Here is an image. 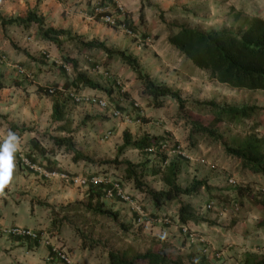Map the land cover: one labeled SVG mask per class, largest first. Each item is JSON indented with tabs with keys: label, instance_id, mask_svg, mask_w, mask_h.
Masks as SVG:
<instances>
[{
	"label": "rangeland",
	"instance_id": "1",
	"mask_svg": "<svg viewBox=\"0 0 264 264\" xmlns=\"http://www.w3.org/2000/svg\"><path fill=\"white\" fill-rule=\"evenodd\" d=\"M181 10L182 14L178 20H176V18L164 19V15L157 11L159 28L154 27L153 31H150L143 22H139L140 26H134L133 29L140 38L137 44L141 45V52L147 50L146 56H149L146 64L139 63L142 74L149 77V79L154 82L165 83L171 89L178 91L181 97L189 102L213 100L217 104L225 106H257L259 110H256L250 119L241 120L237 124H235V122L231 124H222L221 130L226 132L227 135H234L250 130L253 125H257L254 126V132L258 135L264 134V92L232 90L214 81H210L206 72L192 66L188 60H185L167 43L168 35L176 31V27L172 28V26L175 25H185L202 31L221 30L223 28L234 31L239 27L240 20L235 22L232 17L213 13L211 9L206 8L196 9L193 7L192 10L187 8H182ZM241 11L242 17L253 16L251 13L247 12L248 10ZM260 17L264 19V8ZM100 23L103 24L102 22ZM103 25L106 26L105 24ZM32 27L34 29V26ZM44 27H46L45 24ZM106 27L110 28L108 26ZM113 31H118L116 36H120L116 41L113 40L111 36L106 35L104 33L105 31L102 29L98 30L96 38H94V35L89 41L99 42L98 39L102 36L104 44L112 50H119V48L126 47L125 41L130 40L133 43L134 40L128 38L121 31L117 29ZM32 35L33 33L29 34L30 37ZM71 36L81 38L80 42L84 39L77 36L75 33H71ZM114 36L113 34V37ZM61 41L62 44L60 48H57L51 43L53 48L50 47L44 50L45 55L42 56L43 58L37 57L35 54L31 55L32 60L41 63L42 71L31 73L32 66H29V75L33 74L34 77L26 78L28 83L26 84L27 92H25V95H27V98H30L28 101L29 108H32L34 105L37 113L31 114L27 122L18 124L20 128H17L15 134L17 136H26V140H23L24 147L22 144H19L20 150L17 152L18 154H23L24 156L28 155L38 167H41L40 165L48 166L49 169H44L45 172L56 174L50 179L40 176L42 183L38 181L40 184L38 187V199H40V202L44 204L45 207L50 208V212L47 214H50V218L52 219V227H54V229L58 227V234H60V236L62 235V240L68 238L69 241H73L75 248H78L80 243L82 247L94 249V251L100 253L119 252L124 248H132L137 252H144L147 250L148 246L151 247L152 244H154L155 241L153 239H162L163 241H186L179 233V228L174 230L176 234L173 236H162V234H158L154 229L155 227L166 228L169 225L171 226L175 221L176 207L179 205V202L188 204V201L193 203L194 209L199 216L207 219L211 216V213L205 209V205L210 200H213L215 209L218 207L221 213L225 211L223 215L228 217L232 222L241 221L242 223L245 222L248 224V228L246 229L247 234L254 232L253 226L255 220L259 221L260 219V221L264 223V214L261 212L262 208L252 197L241 198V191H238V188L244 189L250 188L249 185L254 186V184L248 180V173L241 170L236 160L227 157L217 143H210V141L202 136H194L195 142L193 145H189L187 136H183V138L180 137L178 140L170 137L176 140L178 144L182 146L186 154L192 157V161L185 160L186 162H181L180 166H183L186 171L183 175H181L182 172L180 176L178 175L179 178L181 177L178 183L182 187H186L191 184L193 179H196L198 181H203L205 183V188L204 190L201 188L193 196H181L178 201L167 203L166 207L163 209V215L155 214V210L153 211L154 208L151 209L150 198L145 193L135 189L134 184L124 178L126 165L123 164V162L129 161L135 165L143 163L148 159L153 162L159 160V158H153L134 149L126 150L117 155V147L122 144V135L118 132L113 123H123V119L128 117L126 113H123L122 118L116 119L111 117L110 120L112 121L105 122L102 125L98 122L92 123L93 121L91 120L85 122V116L83 114H75L72 112L69 119H71L72 129H74V133L71 136L74 147L84 155L89 156L92 159L91 163L84 161L75 163L72 161V153L70 151L64 147L60 148L54 145L52 141L53 138L63 137L59 133L60 126L51 122L49 117L50 97L44 95L43 99H39V102L36 103L34 97L36 87L38 84L50 86L53 83L57 84L60 90H63L62 78L57 76L58 80L54 79L57 73L62 71L61 68L58 67V63H63L62 58L76 59L77 55L80 56L82 54L83 61L81 58L78 60L82 66L89 67L90 63H93L103 67V69L105 68L104 63L106 61L105 54L102 51L98 49H83L79 40L70 41L66 38H61ZM122 51L134 56L132 53L128 52V49ZM85 57H89L91 62H87ZM107 68L112 77L118 78L121 81L124 92L120 93L121 96L119 98H122L131 108H133V104L135 103L138 105V109H146L153 114L163 116V118L160 119H164V125L168 127L169 123H171L170 120L174 118L177 119L176 123H181V126L185 125L182 118H177L178 107L173 100L167 99L166 105L163 108L155 109L149 106L148 99L140 96L141 82L131 69L118 58H113L109 62ZM67 73L70 75V72ZM55 80L58 82H55ZM104 81L109 82L112 80L109 79ZM103 85L105 88L107 87V89L110 88L109 83ZM79 94L90 95L84 92V89H82ZM116 101L118 100L114 99L113 104L117 103ZM110 102L112 103L111 100ZM86 106L98 108L93 105L73 103L68 109L81 110ZM120 107L123 109L122 106ZM186 112L187 115L198 119L202 123H207V121L212 118L211 116H207L203 110H198L195 107L186 109ZM8 128L10 127L8 126ZM14 128L16 129V127ZM141 128H133L130 134L134 136L139 134L138 132L141 133ZM96 129L102 131L97 138L98 142L96 143L94 141V143L89 145L85 142V136L94 132ZM143 129H147V126H144ZM9 130L13 129L10 128ZM31 132L34 135L36 146L27 147L28 135ZM145 132L146 130L144 133ZM18 154L14 155V160L19 166L20 158ZM175 157L174 155L167 156V160H173ZM115 158L119 161L118 164L103 163V161H112ZM151 166L152 164H148L143 173H141L139 169H135L138 174L139 182L144 185V188L147 187L154 191L166 189L160 182L158 176L150 175ZM61 174L76 178L92 177L96 183H98L99 180L103 181L102 183L105 186L110 183L118 182L122 185L124 192L130 199L133 201L135 200V205L132 207L127 202L117 204V199H107L103 196L100 197V199L96 198L92 200V202H89L87 198L89 187L66 183L59 178ZM36 175L38 176L39 174L36 173ZM229 177H233L237 181V187L232 188L226 184ZM96 183H93V185H95L94 189L98 186ZM212 183H215L213 184L214 186ZM257 185L264 188V185ZM29 187L30 185L28 189ZM31 188L35 189L34 186ZM134 189L137 193H142L143 195L136 194V192L133 191ZM209 191H212L213 194H210ZM98 203L102 204L104 210L117 213V218L114 220L108 216L94 213L92 209L97 207L96 205ZM218 203H223L224 205L219 206ZM225 203L229 205L225 206ZM232 204H236L238 209L232 210ZM88 207H90V209H88ZM215 209L212 211H215ZM135 210L141 211L143 216L139 215ZM247 212H251L252 217L246 215L247 218H244L243 215ZM164 218H167L169 223H164L162 221ZM152 222H155V224L159 222L160 226L152 225L154 224ZM24 223H29L28 219H24ZM175 236L178 237L175 238ZM162 245L169 254L179 256L187 255L185 253H175L170 243L168 245L163 243ZM255 256H257L256 258H264V251L258 250V254Z\"/></svg>",
	"mask_w": 264,
	"mask_h": 264
},
{
	"label": "crops",
	"instance_id": "2",
	"mask_svg": "<svg viewBox=\"0 0 264 264\" xmlns=\"http://www.w3.org/2000/svg\"><path fill=\"white\" fill-rule=\"evenodd\" d=\"M117 4L122 6L127 19L133 26L139 25V13L143 5V24L150 31H153L154 27L159 28L157 11L164 15V19L176 18V20H178L182 14V8H187L189 10H192L193 7L196 9L206 8L211 9L213 13L229 17H232L236 12L241 13V10H248L247 12L251 13V15L260 17L264 8L263 0H0V15L4 19H15L18 17L24 18L28 12H32L35 13L37 17L44 20L46 27L69 30L71 33H75L77 36L84 38V42L91 40L94 35V38H96L98 30L101 29L105 31L104 33L106 35L111 36V38L116 41L118 37H120L116 36L118 31L115 32L113 31L114 29L107 28L97 19L91 20L90 12L94 5H99L101 7H108L110 12L114 14ZM32 26H34V29ZM30 33H33L31 37L29 36ZM112 33L115 35L114 37ZM102 38V36L99 37V42H103L104 39ZM125 44L126 47L119 48V50L128 49V52L137 57L140 64H146L148 62L149 56H146L147 50L141 52V45L134 41L132 43L130 40L125 41ZM50 47L53 48L52 44L41 39L38 27L34 23H30L28 26H24L21 23L12 25L6 24L4 26L0 24V53H3L9 61L7 64L0 65V82L4 85V87L0 89V144H3L9 131L16 133L17 128H20L18 124L27 122L31 114L37 113L34 105L32 108H29L28 105L30 98H27V95H25V92H27L26 84L28 83L26 78L34 77L33 74L29 75V66H32L31 73L42 71L41 63L32 60L31 55L35 54L37 57L43 58L42 56L45 55L44 50ZM79 58L83 61V55H77L75 59L78 62L79 71L84 72L92 81L100 84L102 87H104L103 84L107 83H109L110 86L112 85V81H104L101 75L92 72L88 66H82L78 61ZM14 66L21 67L24 70V74H18ZM57 76L59 78L61 77L63 81L65 80L61 72H58L54 79H57ZM14 79L19 80L21 86H14L11 84V81ZM57 80H55V82H58ZM38 86L42 85L38 84ZM84 92L92 96L105 97L103 91L85 88ZM43 96L44 95L41 93L37 94L34 92L36 103L39 102V99H43ZM120 96V92L113 89V95L110 99L112 102L114 99L118 100L119 103L116 101L117 103L115 104L119 107L122 106L124 113L131 112V106L122 100V98H119ZM51 106L52 100L49 101L50 119ZM72 112L75 114H83L85 116V122L90 121L86 120L87 117L91 118V121H93L92 123L98 122L102 125L105 122L112 121L107 111L96 109L95 107L86 106L81 110L72 109L68 115L69 117L72 115ZM140 114L150 119V121L147 123H136L132 122L130 117H127L123 119L124 124L117 122L113 124L121 135L125 130L131 133L133 128L142 127L141 133L138 132L139 134L133 137H140L145 134L157 136L166 135L178 140V138H183V136L186 137L188 135V129L185 126H181V123H176V118L170 120L171 123H169L168 127L164 125L165 120L160 119L163 118L161 115L153 114L146 109H140ZM56 124L61 126L62 123L57 122ZM8 126L13 130H9L10 128H8ZM13 126L16 127V129ZM144 126H147V129H143ZM71 127L73 128L72 125ZM145 130L146 132L144 133ZM101 132L102 131L96 129L94 132L87 134L85 136V142L89 145L94 143V141L97 143V138ZM59 133L63 137L68 136V134L63 131ZM28 136L27 147L36 146L33 133L31 132ZM18 137L20 140L19 144L23 145V140H26V136L22 135ZM19 150L20 148H18L14 155H17ZM19 155L23 154H18V157ZM14 163L15 168L11 183L9 187L5 188L6 196L0 197V264H62L56 260H48V253L50 251L49 246L34 242L30 239L5 237L2 234V229L10 226L43 231L52 245L60 246L71 259L78 264H109L108 252H96L94 249L82 247L80 243L79 247L75 248L73 241H69L68 238L65 239L66 241L62 240V235L60 236V234H58V227H56V229L52 227V219L50 218V214H47L50 212V208L45 207V205L40 202V199H38L39 182L42 183V179L40 178L41 175L39 174L37 176L33 171L21 165L18 166L15 160ZM40 166L43 169H49L46 165ZM185 171L183 166H180L179 176L181 172V175H183ZM246 173H248V180L254 184V186L249 185L250 189L253 194H258L256 189L259 186L257 184L264 185V176L251 174L249 172ZM178 180H181V177H178ZM213 184L215 183H212V185ZM29 185L30 187L28 189ZM33 186L35 189L31 188ZM133 191L138 195H143L142 193H137L135 189ZM209 192L213 194L212 191ZM260 198L263 199L264 197L260 196ZM133 202H135V200ZM116 203L120 204L122 201L120 202V200H118ZM187 203L194 208L193 203L189 201ZM131 204L134 206V203ZM223 205V203L219 204V206ZM228 205L229 204L225 203V206ZM165 207L166 204L162 206L161 209L156 210L151 202V209L154 208L153 211L155 210V214L163 215L164 213L162 212ZM176 208L177 211L175 212L174 223L166 228L161 227L162 231L160 227H155L154 231L156 230V232L162 234V236H173L176 234L174 230L178 229L177 212L179 205H177ZM216 208L215 211H210L211 216L206 219V222L187 225L190 230L197 232L210 249L220 252V258L218 260H212L214 264H238L248 256L257 257L255 255L258 254V250L264 251V226H258L261 222L260 219L259 221L255 220L253 226L254 232L247 234L246 229L248 228V224L245 222L242 223L241 221L232 222L228 217L219 212L218 207ZM263 210L264 209H261L262 213ZM246 215L252 217L251 212L245 213L243 215L244 218H247ZM24 219H28L29 223H24ZM152 223H154L152 225L156 226L160 224L159 222L157 224H155V222ZM177 237L178 236H175V238ZM163 243L166 245L170 243L175 253H185L187 255L192 253L195 257L197 255L196 253L199 251L198 247H200L198 244L190 245L187 241H163ZM149 248L148 246L147 250ZM124 250H126V248L121 249L119 252H123Z\"/></svg>",
	"mask_w": 264,
	"mask_h": 264
},
{
	"label": "trees",
	"instance_id": "3",
	"mask_svg": "<svg viewBox=\"0 0 264 264\" xmlns=\"http://www.w3.org/2000/svg\"><path fill=\"white\" fill-rule=\"evenodd\" d=\"M232 17L235 22L240 20L239 27L234 31L227 28L202 31L185 25L172 26V28L176 27V31L168 35L167 43L185 60H188L192 66L206 72L210 81L232 90L264 92V19L257 16L242 17L240 12H236ZM98 19L99 16L97 17ZM139 22H143V5L140 8ZM15 23H21L24 26H28L30 23L36 24L41 39L53 43L57 48L61 47V38H66L70 41L79 40V42L81 40L79 37H72L69 30L44 27V20L32 12H28L24 18L18 17L15 19H4L0 15V24L2 26ZM126 25L134 30L133 24L128 19H126ZM80 43L83 49H98L105 54L104 69L106 70L113 58H118L122 63L126 64L141 82L140 96L147 98L148 105L152 108H163L167 99L173 100L178 107L177 118H182L185 123L184 126L188 129L187 141L189 145L194 144V136H202L210 143H217L227 157L239 163L242 171L264 176V134L258 135L254 132V126L257 125H253L250 130L234 135H227L226 132L221 130L222 124H231L233 122L237 124L241 120L250 119L256 110H259V107L254 105L225 106L219 105L213 100L189 102L183 99L178 91L171 89L165 83L154 82L143 75L137 58L131 54L122 50L109 49L102 42L81 41ZM62 60L64 64L72 69L70 75L61 69V75L65 78L62 83L63 90H60L57 84H52L50 86H37L35 93H41L51 98V120L54 123L61 122L62 125L59 130L69 136L53 138L54 145L64 147L70 151L72 153V161L75 163L79 161L91 163L92 159L77 150L71 138L74 133V129L71 127V119L68 116L71 111L68 108L74 103L71 95L79 94L82 89L87 88L103 91L105 97L111 100L113 89H115L114 81L112 80L110 88L102 87L92 81L84 72L78 70L77 60L68 58H62ZM11 84L21 86V82L16 79L12 80ZM3 87V83L0 82V89ZM50 88L54 89L53 94L48 93ZM188 106L203 110L207 116L212 118L207 123H202L186 114V109L190 108ZM111 107L119 110L122 114L124 113L113 102ZM126 115L130 117L132 122L147 123L150 121V119L140 114V109L134 107V104L131 112L126 113ZM110 116L113 117L112 115ZM86 120H91V118L87 117ZM170 139L166 135L145 134L140 137H133L125 130L122 133V144L117 147V155L126 150L134 149L150 156L145 152L147 148L162 140ZM26 158L33 162L28 155ZM156 158H159L156 162L148 159L135 165L129 161L123 162L126 165L124 178L132 182L135 189L145 193L156 210L161 209L167 203L178 201L181 196H193L198 190L205 188V183L196 179H193L191 184L186 187H182L178 183L180 165L186 159L176 156L175 159L166 161L167 157L165 155ZM103 163L118 164L119 161L115 158L112 161H103ZM148 164H152L150 175L158 176L166 189L154 191L147 187L144 188V185L139 182L135 169H139L143 173ZM94 186L93 184L88 186L87 198L89 202L96 198L100 199L102 196L105 197L104 190L109 187V185L105 186L103 183L96 185V189H94ZM238 191H241V198L252 197L264 209V200L260 198L264 194L258 190V194H253L250 188H238ZM96 206L92 209L94 213L108 216L114 220L117 218V213L104 210L102 204L98 203ZM177 220L178 226L206 222V219L199 216L190 204L181 202H179ZM263 225L264 223H260L258 226ZM153 240L155 241L154 244L143 253L137 252L132 248H128L123 252H109V264H214L213 261L215 259H212L209 255H203L201 247H198L199 251L196 253V257L192 253L184 256L172 255L162 245V239ZM238 264H264V258L248 256Z\"/></svg>",
	"mask_w": 264,
	"mask_h": 264
},
{
	"label": "built area",
	"instance_id": "4",
	"mask_svg": "<svg viewBox=\"0 0 264 264\" xmlns=\"http://www.w3.org/2000/svg\"><path fill=\"white\" fill-rule=\"evenodd\" d=\"M115 11H116L115 12L116 14L115 13L113 14L110 12L108 7H101L99 5H94L90 12V19L95 20L99 16L98 20L102 22L103 24H105L106 26L117 29L121 31L122 33H124L128 38L133 39L136 42H139L140 38L135 33V31L127 27L126 25L127 17L123 11L122 6L117 4L115 6ZM85 60L87 62H91V59L89 57H85ZM7 63H9L8 58L3 53H0V65L7 64ZM58 67L65 70L66 72L72 71L70 66L62 62L58 63ZM14 68L16 69L18 74L20 75L24 74V70L21 67L14 66ZM89 69H91L92 72L101 75V77L104 80H109L112 78L111 80L114 81L115 89L118 90L120 93L124 92L123 87L121 85L122 84L121 81L118 78L112 77L111 73L108 70L103 69V67L93 64V63H90ZM53 92H54V89L52 88L48 90L49 94H53ZM71 97H72L73 102L76 104H88V105L96 106L101 110L107 111L110 115H112L116 119L123 117V114L119 110L111 107V102L107 97H97V96H91V95H85V94H74V95H71ZM134 107H138V105L134 103ZM145 152L148 153L152 157H158L161 155H165L167 157L170 155H174V156H178L186 160L192 161V157L186 154V152L182 149V146L179 145L178 142L173 139L162 140L158 142L157 144L152 145L149 148H147ZM19 158H20L19 163L22 167L30 171H33L34 173H38L47 179H50L51 177L56 175L54 173L45 172L44 169L33 164L24 155H19ZM211 166L214 167L213 165ZM59 178L66 183H72V184L80 185L83 187H88L89 184L96 183L94 181V178L92 177L76 178V177H71L66 174H61L59 175ZM102 182L103 181L99 180L98 183L96 184H100ZM226 184L232 188L237 187V181L233 177H229L227 179ZM256 190L264 194L263 187H258ZM104 191H105V198L107 199L116 198L122 202H127L130 205H132L131 203H134L133 200H131L130 197L124 192L122 185L118 182L110 183L109 187L105 189ZM132 207L134 206L132 205ZM205 209L207 211L214 210L215 209L214 201L210 200L205 205ZM231 209L237 210L238 206L236 204H232ZM136 211L137 210H135V212ZM137 213L143 216L141 211H137ZM222 214H225V211H222ZM162 221L166 224L169 223V220L167 218H164ZM178 228H179V233L185 238V240L190 245H195V244L200 245L203 255H206V256L209 255L212 257V259H215V260H218L220 258V252L217 250L210 249V247L197 234L196 231L190 230V228H188L187 225H180L178 226ZM2 234L8 238L30 239L34 242H39L45 246H49L50 251L48 253V260H56L58 262H61L62 264H78L74 262L71 259V257L60 246L52 245L43 231L23 228L19 226H10L8 228L2 229Z\"/></svg>",
	"mask_w": 264,
	"mask_h": 264
},
{
	"label": "clouds",
	"instance_id": "5",
	"mask_svg": "<svg viewBox=\"0 0 264 264\" xmlns=\"http://www.w3.org/2000/svg\"><path fill=\"white\" fill-rule=\"evenodd\" d=\"M19 143V137L9 131L3 144H0V197L6 196L5 188L11 183L15 168L14 153L18 150Z\"/></svg>",
	"mask_w": 264,
	"mask_h": 264
}]
</instances>
